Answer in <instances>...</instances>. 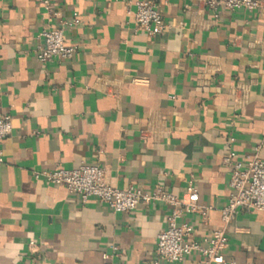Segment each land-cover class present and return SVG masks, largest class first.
Returning <instances> with one entry per match:
<instances>
[{"label":"crops","instance_id":"0c3cea01","mask_svg":"<svg viewBox=\"0 0 264 264\" xmlns=\"http://www.w3.org/2000/svg\"><path fill=\"white\" fill-rule=\"evenodd\" d=\"M42 1L0 0V115L12 118L0 165V264L154 258L165 206L117 214L31 175L81 164L100 166L120 190L159 186L182 197L192 181L198 204L210 210L181 221L193 229L189 240L202 243L221 226L228 198L224 153L241 157L263 143L264 160V0L218 17L204 0H157L167 29L151 37L133 32L127 2L138 0H49L55 19ZM73 18L79 23L64 32L73 58L39 63L41 31ZM227 238L226 260L264 264L261 213L238 211ZM199 261L192 255L181 264Z\"/></svg>","mask_w":264,"mask_h":264},{"label":"built area","instance_id":"2783aa9c","mask_svg":"<svg viewBox=\"0 0 264 264\" xmlns=\"http://www.w3.org/2000/svg\"><path fill=\"white\" fill-rule=\"evenodd\" d=\"M168 0H163L167 5ZM127 14L131 15L130 8H134L133 32L143 33L146 36H156L167 29V25L160 14L157 0H138L127 2ZM205 5L212 11L214 17L222 12L235 10L253 11L261 7L258 0H204ZM46 14L55 19L58 12L49 0L42 1ZM79 23L77 18L70 21H58L56 26L49 25L41 31L42 44L35 52V59L41 64H47L54 59L69 61L76 52V47L67 46L64 42L66 28ZM11 116L0 115V165L4 162L3 142L11 134ZM234 138L228 137L229 147ZM263 143L255 146L251 152L239 157L229 149L221 158V163L228 175V198L220 210L221 226L211 231L209 238L202 243L192 242L189 239L193 229L186 221H181L183 215L196 213L202 219L207 218L210 207L198 204V192L192 181L188 182L182 197L164 191L159 186L152 190L142 191L135 187L120 190L111 186L106 180L103 168L98 165L81 164L76 169L56 168L32 172V178L52 186L64 187L68 194L77 198L81 205L89 199H94L106 205L114 213L127 214L137 206L160 204L168 209L166 227L156 236L154 258L147 264H181L188 257L197 255L198 264H235L224 258L228 245L227 227L235 219L238 211L247 213L259 212L264 216V160L260 156ZM32 254L38 253V246L33 241L28 244ZM112 255L118 254L116 247H111ZM106 257V255H104Z\"/></svg>","mask_w":264,"mask_h":264}]
</instances>
